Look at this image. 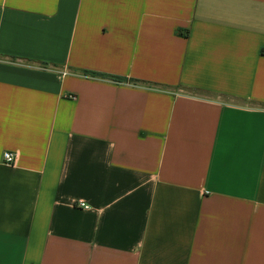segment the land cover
<instances>
[{"label":"crops","instance_id":"crops-1","mask_svg":"<svg viewBox=\"0 0 264 264\" xmlns=\"http://www.w3.org/2000/svg\"><path fill=\"white\" fill-rule=\"evenodd\" d=\"M0 264H264V0H0Z\"/></svg>","mask_w":264,"mask_h":264},{"label":"built area","instance_id":"built-area-1","mask_svg":"<svg viewBox=\"0 0 264 264\" xmlns=\"http://www.w3.org/2000/svg\"><path fill=\"white\" fill-rule=\"evenodd\" d=\"M17 160V155L13 152H5L3 154V161L7 165H15ZM78 206L82 209H88L89 206L86 203L80 202ZM257 210V208H255Z\"/></svg>","mask_w":264,"mask_h":264},{"label":"trees","instance_id":"trees-1","mask_svg":"<svg viewBox=\"0 0 264 264\" xmlns=\"http://www.w3.org/2000/svg\"><path fill=\"white\" fill-rule=\"evenodd\" d=\"M86 75L93 76V77H101V75H98V74H96V73H86ZM112 79H113V80H116V81H119V82L125 81L124 79H121V78H115V77H113Z\"/></svg>","mask_w":264,"mask_h":264}]
</instances>
